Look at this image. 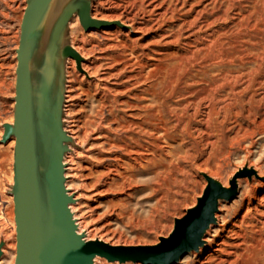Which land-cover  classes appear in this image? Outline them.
I'll return each mask as SVG.
<instances>
[{"label":"bare ground","instance_id":"obj_1","mask_svg":"<svg viewBox=\"0 0 264 264\" xmlns=\"http://www.w3.org/2000/svg\"><path fill=\"white\" fill-rule=\"evenodd\" d=\"M159 1L152 0L146 6L147 8L155 6L163 10L165 0ZM57 5L52 6L51 9L48 7L35 23L31 50L33 133L38 158L37 202L44 234L47 232L49 208L52 204L53 188L49 178L56 162L60 157L64 161L65 153H67L65 151L67 137H63L65 133L69 138L72 133L80 146L87 143L86 149L91 153L89 157L93 161L88 170L94 178L92 186L95 189L104 188L106 192L125 193L128 197H133L141 190L155 195L160 193L161 197L157 201L159 203L166 191L162 183V174L168 170V141H181L184 113L187 109L193 105L199 109L204 101L211 110L215 104L225 101L219 96L226 92L228 105L235 110V114L241 115L242 119L252 120L253 123L264 120V0H183L181 9L187 8L186 16L193 18L182 20L178 29L179 33L175 35V40L172 42L180 41L183 36L181 32L186 28L190 36L205 34L203 38L197 36V43L203 40L201 44L204 47L188 51L187 54L174 52L172 53L174 61L168 65L164 62L166 55L162 48L154 50L150 49L151 46L148 48L141 45L130 47L132 43L129 46L125 40L111 47L117 52L115 55L107 53L109 56L107 55L105 59L113 61L114 64L101 71L100 68L104 64H98L100 57L94 52L87 57L78 43L72 44L81 57L80 62L75 57L70 59L72 70L75 71L77 67L81 71L78 73L77 70L74 77L78 82H86L87 79L96 75V79L87 82L96 88L100 97L98 103H93L95 97L93 94L90 97L92 102L89 110V130L79 135L71 128H69L70 134L65 129L63 131L56 85L48 99L49 104L46 110L42 113L38 111L43 73L42 47L40 49L43 30L40 24L43 18L53 15ZM91 13L94 18L113 21L107 16L93 15L92 7ZM171 13V17L174 18V12ZM166 14V11L158 12L161 18H164ZM118 21L122 25L116 26L129 30L126 32L128 37L131 31L142 32L150 29V21L147 20L140 21L138 24L126 22L125 18ZM220 21L227 25L225 24L223 28L218 27ZM119 32H121L119 28L113 31L105 30L102 35L107 39ZM127 50L130 52L127 53ZM140 50L142 52L137 54ZM152 54L160 57H152ZM191 58H195L196 61L190 64L186 59ZM86 59L87 61L83 62ZM154 60L165 65H159ZM68 73L71 78L72 71L69 70ZM185 80L193 81L187 83L189 86L206 83L208 88L195 92L198 101L187 100L184 104L183 83ZM69 93L68 97L73 100L71 92ZM68 114L70 115V108H68ZM15 142L16 138L13 139L14 144ZM80 152L81 150L75 149L66 160L69 164L67 174L72 178L79 173L76 157ZM247 165L256 168L251 162ZM248 167L245 168L247 173L236 179L237 193L240 186L242 193L239 198L243 202L241 203L243 207L238 214L236 213V220L231 225L226 224L225 213H219V211H223L220 207L221 201L228 199L220 198L213 221L203 231L201 244L198 248L187 252L190 253L189 256L181 257L177 261L179 264H264V194L257 192L258 186L264 187V181L260 180L262 175L255 173L250 178L254 170ZM65 172L64 169V175ZM210 177L226 188L231 187V184H224L218 178ZM66 184L72 189L70 194L77 199L75 204L71 205L74 217L78 219L83 232V226L85 223L88 224L89 215L86 208L89 209V207L86 201L80 200L84 196H90L91 193L74 190L71 181ZM87 234L89 235V232ZM90 236L87 240L106 241L101 237L95 238L94 234ZM15 248L16 241L10 240L6 249L3 250L13 259ZM99 258L104 257L95 256L93 264H96L97 260L98 264H103L104 260Z\"/></svg>","mask_w":264,"mask_h":264},{"label":"rangeland","instance_id":"obj_2","mask_svg":"<svg viewBox=\"0 0 264 264\" xmlns=\"http://www.w3.org/2000/svg\"><path fill=\"white\" fill-rule=\"evenodd\" d=\"M30 1L0 0V247L2 250L6 249L8 241H16V248L13 250L15 257L12 259L3 250L0 261L5 260L0 262V264H5V262L6 264H16L17 260V159L16 142L15 144L13 143L15 135L10 133V127L15 124L17 49L20 44L23 16ZM76 1L78 0H54L49 7L51 9L52 6L58 4L56 10L52 16L48 15L47 18H43L40 24L43 30V39L40 46V49L42 47L41 52H43V62L41 63L43 73L40 88L45 72L52 68L50 95L53 94V88L56 85L58 88V103L60 102L61 110V128L63 131L64 129L68 131L69 134L71 133L69 128L73 129L77 135L81 134V132L83 134L87 129L89 130V110L92 102L90 97L93 94L95 96L93 103H98L100 95L96 88L87 82L96 79V75L87 79L86 82H78L76 80L74 77L75 72L79 71L78 73H81V71L77 67L75 71L72 70L70 67L71 57H62L61 51L64 46L72 45L76 42L87 57L94 52L96 56L101 58L98 64H104L100 68L101 71L114 64L113 61L105 59L108 54H116L117 50H112L111 47L115 44H121V41L125 40L129 46L132 43L130 47L141 45L148 46V48L151 46L150 49L154 50L162 48L161 50L166 55L164 62L167 65L174 61L172 59L174 58V55H172L174 52L187 54L188 51L204 47L201 44L203 40L197 43V36L203 38L205 34L190 36L186 28L181 32L183 36L180 41L172 42V40H175V35L179 33L178 29L182 20L193 18L186 16L187 8L181 9L183 0H165L163 10L157 9L155 6L147 8L146 5L152 0L147 2L143 0H86L91 3L93 15L95 14L99 17L107 16L113 21L125 18L126 22L134 24L147 20L150 21V29L142 32L131 31L129 37L126 34L129 30L120 26L111 28L92 27L86 30L78 11H76L57 35H54L55 26L59 18L65 9ZM162 1L164 0L159 2ZM161 11L167 12L164 18L158 15V12ZM171 12H174V18L171 17ZM238 18H236L237 21ZM222 21L218 23V27L223 28L227 25ZM118 28L121 32L107 38L108 40L102 35L105 30L113 31ZM145 50L149 51V49ZM126 52H130V50ZM141 52L140 50L137 54ZM86 53L89 54L87 55ZM105 53L106 55H104ZM152 55V57H160L156 54ZM87 59L83 62H86ZM186 61L191 64L196 59L191 58L190 60L186 59ZM154 62L159 65H165L158 60H154ZM69 70L73 73L71 78L68 73ZM192 82V80L188 82L185 80L183 83L184 104L187 103V100L198 101L195 92L208 88L206 83L195 86L187 85V83ZM69 92H71L73 100L68 97ZM225 94L226 92L222 93V96L219 94L220 99H225V101L215 104L211 110L207 107V103L203 101L199 109H196V105H193L185 111L181 141H168V170L162 174V183H164L166 191L163 194L162 201L159 203L157 201L161 197L160 193L155 195L149 191L141 190L133 197H128L125 193L106 192L103 190L104 188L95 189L92 186L94 178L90 174V170H88L93 161L89 157L91 153L86 149L87 143L80 146L72 133L70 138L65 133V137H67L65 140V151L67 153H65V162L63 161V163L66 171V183L71 181L74 190L78 189L81 192L91 193L90 196H84L80 200L86 201L87 207H89V209L85 208L90 220L88 219V224L85 223L83 226V232L80 229L78 219L74 217L72 209V205L75 204L77 199L70 203V205L72 204L70 206L71 217L76 224V231L86 240L91 234H94L95 238L101 237L113 244H156L161 237H167L174 231L177 218L183 217L188 209L198 204L199 198L204 194L208 185L206 175L218 178L224 184H230L234 175L241 169L248 167L247 164L251 162L255 164L256 168L254 166L248 167L254 170L249 177L252 178L255 174L262 175L260 180L264 181V120L253 123L252 120L242 119L243 117L235 114V110L228 105V99H226ZM48 104L49 102L46 101V105ZM68 108H70V115L68 114ZM170 142L174 143L171 144ZM75 149L81 150L76 157L78 164L76 167L79 173L72 178L67 174L69 164L66 160L71 153H74ZM76 181L78 182L75 183ZM66 187L69 195H72L70 194L72 189L68 187V184H66ZM257 192L264 194V187L258 186ZM241 193L242 188L239 186V192L233 200L221 201L220 207H222L223 211L221 210L219 213H225L227 225H231L236 220L235 216L243 207V204L241 205L243 202L239 198ZM88 232L89 235L87 234ZM189 255L190 253H186L184 257ZM100 259L104 260L103 264H145L132 261L115 262L109 261L107 258ZM97 262L98 260L96 264H98ZM175 264H179V262Z\"/></svg>","mask_w":264,"mask_h":264},{"label":"water","instance_id":"obj_3","mask_svg":"<svg viewBox=\"0 0 264 264\" xmlns=\"http://www.w3.org/2000/svg\"><path fill=\"white\" fill-rule=\"evenodd\" d=\"M54 0H31L22 21L21 38L17 49V79L15 96V124L10 133L16 138L17 159V204H18V250L16 264H93L95 256L109 261L142 262L145 264H175L181 257L201 244L203 231L213 221L219 199L233 200L237 196L236 179L247 170L241 169L232 178L230 188L215 182L209 175L208 185L198 204L176 219L174 231L151 245L113 244L100 239L86 240L76 231L71 217L69 195L64 175L62 157L56 162L50 182L53 188L49 208L47 232L41 229L37 202V154L33 133L31 57L32 35L35 23ZM91 3L78 0L69 5L59 18L54 35L64 27L78 11L85 29L122 25L118 20H100L91 13ZM63 58L81 57L72 45L61 51ZM52 68L45 72L40 88L41 102L38 111L46 110L50 97ZM61 137L63 136L62 131ZM65 137V136H63ZM3 250L0 247V259Z\"/></svg>","mask_w":264,"mask_h":264}]
</instances>
